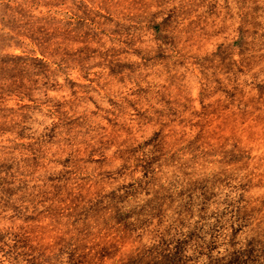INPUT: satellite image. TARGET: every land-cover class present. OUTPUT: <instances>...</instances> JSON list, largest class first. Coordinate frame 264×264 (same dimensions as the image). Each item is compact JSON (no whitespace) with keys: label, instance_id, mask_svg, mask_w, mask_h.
Returning <instances> with one entry per match:
<instances>
[{"label":"rangeland","instance_id":"rangeland-1","mask_svg":"<svg viewBox=\"0 0 264 264\" xmlns=\"http://www.w3.org/2000/svg\"><path fill=\"white\" fill-rule=\"evenodd\" d=\"M95 2L0 0V52L15 42L0 55V213L23 221L13 258L191 264L196 225L147 247L140 229L169 211L185 227L219 203L240 224L210 264H264V228L249 229L264 215L261 5L234 0L244 10L233 28L227 0L224 18L219 0L166 15H145V0ZM58 68L69 75L53 82ZM141 193L134 224L121 206Z\"/></svg>","mask_w":264,"mask_h":264},{"label":"clouds","instance_id":"clouds-1","mask_svg":"<svg viewBox=\"0 0 264 264\" xmlns=\"http://www.w3.org/2000/svg\"><path fill=\"white\" fill-rule=\"evenodd\" d=\"M84 2L87 3V0H84ZM185 2L186 0H145V8L147 9L145 15H150L153 9L157 11L164 10V14L166 15L167 9L172 7H179L182 3ZM227 2L228 5L230 6L229 12L232 16V19L226 22L231 24V26L234 28L235 25L240 22L239 15H237L238 10L243 11L244 9L243 8L238 9L234 0H227ZM256 2L259 3L262 7V10H264V0H256ZM224 3L225 0H219L218 8L220 10L221 18H224L225 16ZM98 5L100 7H109V8L112 7V3L111 2L105 3V0H96V2L90 4L89 7L97 8ZM206 6L207 5H205V7ZM121 7H123V5H121ZM248 7L249 8L251 7V3H249ZM203 10L204 8L201 7L197 10V12H203ZM41 15H43V13H41ZM192 18H194V16L189 17V19ZM260 19L262 23H264V14L260 16ZM181 27H183V25H181ZM106 39L107 38L105 37V40ZM9 45L11 46V48H15V42L8 41L4 45L3 52H0V55H3L11 50ZM116 46L120 47L121 45H116ZM98 58L99 57H94L92 62H94L95 59ZM60 75L67 76L69 75V73L66 71H62V68L55 69L51 73L53 82H55V80H57ZM61 86L62 85L57 84V88H60ZM40 98L47 99L43 95V91H41ZM37 103H39V100H37ZM31 122L32 121H28V123ZM190 156L191 153L185 152L181 157V159H189ZM261 170L264 171V169ZM120 182H126V178L117 181V183ZM147 199H149V197L144 196L141 193L135 200L126 202L124 205L121 206L122 211L124 212H129V210H132L129 214L134 224L135 222H138L139 220L142 219V217L138 212V209L140 205H143ZM219 199H223V197H220ZM221 208H226V206L217 203L216 206L209 207L207 209V212L203 214L204 219L201 220L199 218L200 214L193 216L192 219H185V227H180L179 221L176 220L174 212L169 211L167 215L164 217V222L160 224H156L155 222H152L148 228L140 229V232L144 237L143 239L140 240V243L145 247L152 244H156L157 241L160 239V235L165 234L164 230L166 228H170L169 235L171 237H175L177 234H181V233L186 234L193 225H196L198 238L192 241V246L189 247L185 252H183V259L187 261L188 257H192L191 264H210L212 257H215L217 255H224V249L229 247L228 242L232 238L231 234L234 231L235 226L240 224V221L236 219V217L231 211L228 212V215L221 216L220 215ZM213 213H215V216L212 215ZM9 215H11L10 211L0 213V233H7V235L4 236V240H0V264H23V257H19L17 259L13 258L17 256V250L12 248L13 240L11 238L14 232L21 230L20 225L23 224V221L22 220L17 221L15 220V218H13L12 221H9L8 220ZM257 222L260 223V227L264 228V215L257 217L255 221L249 224V229H255L257 227ZM200 226H202V228ZM27 227H29V225H24V228ZM241 229L243 230L242 225H241ZM101 235L103 234L101 233ZM113 235H115V232H113ZM5 241H7V243H5ZM213 247L216 248L215 252L210 251ZM237 247H240V245H237ZM201 251L205 253L204 256H199V253ZM176 256L178 258L181 256V252L179 250H177ZM113 259L115 260L117 258L114 257ZM176 264H179V259L177 260ZM243 264H247V261L246 260L243 261Z\"/></svg>","mask_w":264,"mask_h":264}]
</instances>
